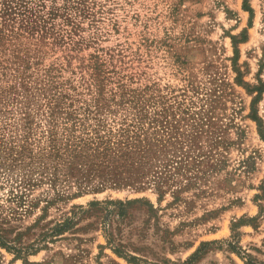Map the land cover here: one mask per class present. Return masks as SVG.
<instances>
[{"label": "rangeland", "instance_id": "374dc122", "mask_svg": "<svg viewBox=\"0 0 264 264\" xmlns=\"http://www.w3.org/2000/svg\"><path fill=\"white\" fill-rule=\"evenodd\" d=\"M2 1L0 264H264V0Z\"/></svg>", "mask_w": 264, "mask_h": 264}, {"label": "trees", "instance_id": "16d2710c", "mask_svg": "<svg viewBox=\"0 0 264 264\" xmlns=\"http://www.w3.org/2000/svg\"><path fill=\"white\" fill-rule=\"evenodd\" d=\"M0 1H2V0H0ZM5 3L6 2L2 1L1 5H0V15L2 17L6 16V15L8 16L10 14V10H11L10 7L8 8V7L5 6Z\"/></svg>", "mask_w": 264, "mask_h": 264}]
</instances>
